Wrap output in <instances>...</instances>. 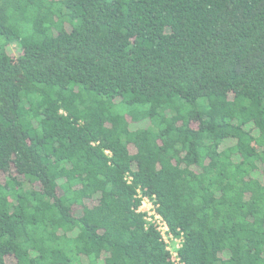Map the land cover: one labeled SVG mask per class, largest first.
<instances>
[{
  "label": "trees",
  "instance_id": "obj_1",
  "mask_svg": "<svg viewBox=\"0 0 264 264\" xmlns=\"http://www.w3.org/2000/svg\"><path fill=\"white\" fill-rule=\"evenodd\" d=\"M0 264H264V0H0Z\"/></svg>",
  "mask_w": 264,
  "mask_h": 264
},
{
  "label": "built area",
  "instance_id": "obj_2",
  "mask_svg": "<svg viewBox=\"0 0 264 264\" xmlns=\"http://www.w3.org/2000/svg\"><path fill=\"white\" fill-rule=\"evenodd\" d=\"M139 212L146 213L147 214V220L151 223H155L158 225V230L163 237V239L166 241V243L169 245V250L171 251L173 255V260L178 262L177 258V250L181 248V240L175 239L173 234H171V231L169 229V226L164 221V219L156 212L155 205L149 200L144 199L142 202V206L139 208ZM175 245L173 248L172 245Z\"/></svg>",
  "mask_w": 264,
  "mask_h": 264
},
{
  "label": "rangeland",
  "instance_id": "obj_3",
  "mask_svg": "<svg viewBox=\"0 0 264 264\" xmlns=\"http://www.w3.org/2000/svg\"><path fill=\"white\" fill-rule=\"evenodd\" d=\"M171 245H172V243H171ZM172 247L174 248V247H175V245H172Z\"/></svg>",
  "mask_w": 264,
  "mask_h": 264
}]
</instances>
